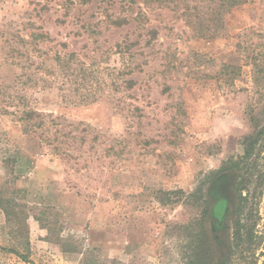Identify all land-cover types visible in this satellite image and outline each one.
<instances>
[{
    "label": "rangeland",
    "instance_id": "rangeland-1",
    "mask_svg": "<svg viewBox=\"0 0 264 264\" xmlns=\"http://www.w3.org/2000/svg\"><path fill=\"white\" fill-rule=\"evenodd\" d=\"M187 5L0 0V264H263L264 0Z\"/></svg>",
    "mask_w": 264,
    "mask_h": 264
},
{
    "label": "trees",
    "instance_id": "trees-1",
    "mask_svg": "<svg viewBox=\"0 0 264 264\" xmlns=\"http://www.w3.org/2000/svg\"><path fill=\"white\" fill-rule=\"evenodd\" d=\"M146 1V0H143ZM208 3L213 2L214 5H208L207 8H205L206 6H204V9H200L202 6H189L187 5V14L190 17V19L188 20V23L190 25L193 26V28L195 29L194 32V36L197 37H203V38H214L216 36L219 35V29L220 27H222V25L224 24V14L226 12H230V10L238 5H241L243 3H246L249 0H207ZM196 12H195V11ZM194 11V14H196L193 18L192 17V12ZM225 12V13H224ZM150 39L148 40V42H151L152 39H154L156 37V35L158 34V31L156 29H151L150 31ZM136 40L132 41V43H130L128 46L132 47L136 44ZM130 49V48H129ZM134 54V53H133ZM75 53H70V58L72 59L74 57ZM61 61V58H60ZM80 69H84L85 73H93V69L91 68H85L81 66ZM125 83L127 84V87L132 88L133 85L136 83V81L134 79H127L125 80ZM91 94V93H89ZM93 94V100L95 99V95ZM91 94V95H92ZM84 98L82 99H86V95L83 96ZM88 99V98H87ZM84 101V100H83ZM24 116H22V119L26 120L27 122L25 123V127L24 130L25 131H31L33 128L32 126L36 125L33 122H30V119H32L34 116L39 115L38 112H36L35 110H26L24 112ZM248 155L250 154V151L247 152ZM178 193H183L182 190H169V191H161V200L163 202L165 201H172V196L177 195ZM196 196L194 194H190L189 197H193ZM225 204V200L221 199L216 203V206L214 208V213H215V218L216 221H221V215L223 213V207ZM0 206H2V208H4V210L7 213V208L3 202V198L0 197ZM249 233V230H247ZM249 241L252 242L253 239V235H252V230L250 231V235L248 236ZM242 242H239V244L237 245V247L239 248ZM14 251V250H12ZM16 253L18 255H20L25 261L30 262L31 260L28 258V256H25L24 254H21L19 252L16 251ZM264 264V262H263Z\"/></svg>",
    "mask_w": 264,
    "mask_h": 264
}]
</instances>
